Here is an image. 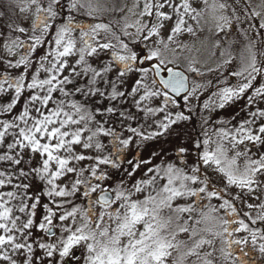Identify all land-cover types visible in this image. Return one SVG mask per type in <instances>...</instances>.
<instances>
[{
  "label": "snow or ice",
  "instance_id": "6c2138e0",
  "mask_svg": "<svg viewBox=\"0 0 264 264\" xmlns=\"http://www.w3.org/2000/svg\"><path fill=\"white\" fill-rule=\"evenodd\" d=\"M0 7V264H264V0Z\"/></svg>",
  "mask_w": 264,
  "mask_h": 264
},
{
  "label": "rangeland",
  "instance_id": "374dc122",
  "mask_svg": "<svg viewBox=\"0 0 264 264\" xmlns=\"http://www.w3.org/2000/svg\"><path fill=\"white\" fill-rule=\"evenodd\" d=\"M15 16H16L18 19H21V20L23 19V14H21V13L16 12V13H15ZM201 38H203V37H201ZM184 39H185V40H188L189 42H191V40H192V38L189 37V36H185ZM224 112H225V113H224V114L222 113V115H227L228 112H229V110L226 109Z\"/></svg>",
  "mask_w": 264,
  "mask_h": 264
},
{
  "label": "trees",
  "instance_id": "16d2710c",
  "mask_svg": "<svg viewBox=\"0 0 264 264\" xmlns=\"http://www.w3.org/2000/svg\"><path fill=\"white\" fill-rule=\"evenodd\" d=\"M0 3H3L5 5H7L9 3V0H0ZM3 11H8L10 15L13 14L12 11H11V9H8L7 7H0V12H3ZM14 16H15V14H14ZM15 18H17V17L15 16Z\"/></svg>",
  "mask_w": 264,
  "mask_h": 264
}]
</instances>
